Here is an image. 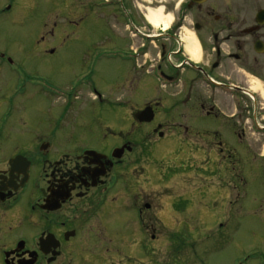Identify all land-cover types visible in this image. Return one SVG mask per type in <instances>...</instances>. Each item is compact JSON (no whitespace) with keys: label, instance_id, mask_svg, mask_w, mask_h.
<instances>
[{"label":"flooded vegetation","instance_id":"obj_1","mask_svg":"<svg viewBox=\"0 0 264 264\" xmlns=\"http://www.w3.org/2000/svg\"><path fill=\"white\" fill-rule=\"evenodd\" d=\"M3 2L0 16L13 13ZM162 2L63 0L53 44L38 41L46 60L88 20L121 43L92 48L61 82L0 50V264H205L179 232L195 218L163 217L162 185L186 186L171 193L182 213L198 187L221 190L220 229L250 183L264 188V0H171L168 29L148 19ZM105 61L121 86L97 82Z\"/></svg>","mask_w":264,"mask_h":264},{"label":"rangeland","instance_id":"obj_2","mask_svg":"<svg viewBox=\"0 0 264 264\" xmlns=\"http://www.w3.org/2000/svg\"><path fill=\"white\" fill-rule=\"evenodd\" d=\"M3 1L0 2V7L4 6L5 2ZM170 1L163 0L157 8H163ZM62 2L63 0H37L32 8L33 0H15L14 12L3 13L0 16V50L11 55L27 72L44 75V78L46 80L49 78L51 82L68 79V76L79 68V57H90L92 48L103 47L108 40L115 41V45L121 43L120 39L116 41L115 36L112 35L114 32L104 22L95 23L88 20L80 33L77 36L74 35L73 41L66 43L55 58L46 60L45 54L42 52V47L45 46L39 45L38 41L42 40L45 33L50 32L48 34L50 39H46L49 43L46 46L53 44L52 40L57 34L51 35V28H53L51 25L55 22L58 23L59 20L55 21L51 17L59 13ZM168 13H170L169 10L163 14L168 15ZM167 17L165 16L164 21H167ZM186 36L188 37V35ZM76 58L77 64H75ZM45 62L50 65H46ZM111 64V62L105 61L99 66V81L97 82L107 84V81L114 80L113 83L121 86V80L113 77L116 66ZM111 71L113 75H111ZM123 93L125 92L122 91V87H114L113 100L115 102L118 98L122 100ZM152 97V94H147L145 99L148 100ZM124 101H126L125 98ZM127 102H130V98L127 99ZM33 104L34 102H32ZM132 104H139V102L132 97L130 105L133 106ZM164 162L166 164L168 161L164 160ZM193 176L195 187L200 186L204 178L196 171ZM163 179L168 181L170 177ZM174 180L162 185L161 198L157 202L163 208V217L193 216L195 218L193 225L192 223L184 225L179 232L188 233L189 229L191 230V238L189 236L188 239L194 241L195 248L198 249L205 264H237L239 262L242 264H264V201H255V197H259V193H262L264 188L256 187L250 183L243 191L242 207L236 212L235 219L225 228L220 229L222 218L226 216L223 202L224 193L221 190L216 191L214 187H211L210 192H203L204 188L198 187L200 192L195 191L191 208L182 213V208L173 207L171 193L182 194L186 186L181 181L178 183ZM213 181L216 180L212 179L210 186L215 184ZM156 189L151 188L149 193L151 194ZM168 228L172 227L166 225L165 228L164 225L161 230L163 239L167 236L166 234L172 232ZM166 243H164L163 249L167 248Z\"/></svg>","mask_w":264,"mask_h":264},{"label":"bare ground","instance_id":"obj_3","mask_svg":"<svg viewBox=\"0 0 264 264\" xmlns=\"http://www.w3.org/2000/svg\"><path fill=\"white\" fill-rule=\"evenodd\" d=\"M164 18H165V16L163 14V9L162 8H160L158 10H151L149 12L148 19H149V21L151 22L152 25L158 27L161 24H163V28L167 29L172 23V17L168 16L167 17V21H164ZM187 41H188V43L190 45V48H193V39L192 38H188Z\"/></svg>","mask_w":264,"mask_h":264}]
</instances>
